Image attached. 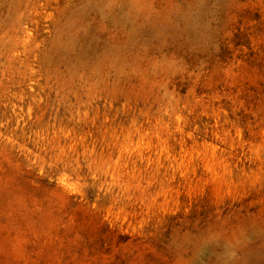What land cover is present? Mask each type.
Instances as JSON below:
<instances>
[{
	"label": "rangeland",
	"instance_id": "1",
	"mask_svg": "<svg viewBox=\"0 0 264 264\" xmlns=\"http://www.w3.org/2000/svg\"><path fill=\"white\" fill-rule=\"evenodd\" d=\"M0 264H264V0H0Z\"/></svg>",
	"mask_w": 264,
	"mask_h": 264
}]
</instances>
